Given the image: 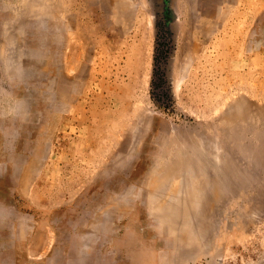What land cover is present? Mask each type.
I'll list each match as a JSON object with an SVG mask.
<instances>
[{"label":"rangeland","instance_id":"1","mask_svg":"<svg viewBox=\"0 0 264 264\" xmlns=\"http://www.w3.org/2000/svg\"><path fill=\"white\" fill-rule=\"evenodd\" d=\"M0 264H264V0H0Z\"/></svg>","mask_w":264,"mask_h":264}]
</instances>
